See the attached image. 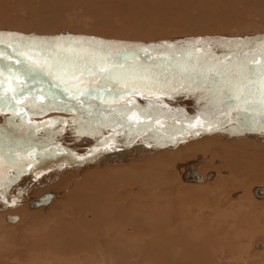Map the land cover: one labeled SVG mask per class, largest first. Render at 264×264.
Wrapping results in <instances>:
<instances>
[{"label":"bare ground","instance_id":"1","mask_svg":"<svg viewBox=\"0 0 264 264\" xmlns=\"http://www.w3.org/2000/svg\"><path fill=\"white\" fill-rule=\"evenodd\" d=\"M0 1V264H264V0Z\"/></svg>","mask_w":264,"mask_h":264},{"label":"rangeland","instance_id":"2","mask_svg":"<svg viewBox=\"0 0 264 264\" xmlns=\"http://www.w3.org/2000/svg\"><path fill=\"white\" fill-rule=\"evenodd\" d=\"M3 6H4V2H1V1H0V18L2 17V20H3V19H4V20L6 19V21L17 20V19H16L17 17H13V15H14L13 11H12L11 9H9V8L7 7V5H6L5 9L3 8ZM95 7H96V6H95ZM1 8H2V9H1ZM99 8H100V7H99ZM115 9H116V8H114L113 11H112V9H109V11H107V10H106V11H105V10H104V11H100V9L95 8V9H94V11H95L94 13H93L92 11L84 10L83 12L85 13V15H84V13L82 14V12H81V15H79L78 17H80V16H86V17H90V16H92L91 18H94V17H95V18L97 19V18H98V17H97V16H98L97 14L100 13V14H99V15H100V18H101V17H106L110 22H111V21H114V20L117 21L118 19H121V18H123V17H122L121 15L119 16V14H117L118 12L115 13V11H119L118 9H116V10H115ZM110 10H111V11H110ZM11 11H12V12H11ZM86 11H88L89 13L87 14ZM99 11H100V12H99ZM72 13H73V14H74V13H77V11H76V12H71V13L68 12V14H67V13L63 14V15H64V18H66L67 15H70V14L72 15ZM92 13H93V14H92ZM106 13H107V15H106ZM108 13H109V14L112 13V14L108 15ZM113 13H114V14H113ZM3 14H4V17H3ZM86 14H87V15H86ZM90 14H91V15H90ZM95 14H96V15H95ZM63 15H62V18H63ZM76 15H77V14H76ZM88 15H89V16H88ZM6 16H7L8 18H7ZM9 16L11 17V19H10ZM93 16H94V17H93ZM117 17H118V18H117ZM120 17H121V18H120ZM64 18H63V20H65ZM95 18L93 19V21L96 20ZM111 18H112V19H111ZM113 18H115V19L113 20ZM8 19H10V20H8ZM12 19H13V20H12ZM124 19H125V20H124ZM124 19H121V20H120L121 25L124 24L125 22H129V21H128V20H129L128 18H127L128 20H126L125 17H124ZM0 20H1V19H0ZM115 21H114V23H115ZM122 21H124V22H122ZM120 22H116V23H120ZM72 23H73V22H72ZM74 23H76V25L78 24V25L80 26V23H79V22L77 23L76 20H74ZM74 23H73V24H74ZM112 23H113V22H112ZM101 24H102V23H101ZM101 24H100V23H96V24H94V25H96L97 27H99V26H101ZM78 25H77V26H78ZM102 25H103V24H102ZM104 26H106V24H104ZM104 26H101L100 29L103 28ZM221 170H223V169H221ZM223 176H225V175H223ZM209 183H210V182H209ZM205 184H206V183H205ZM200 185H203V184H200ZM238 189H239V188H238ZM240 189H242V188L240 187ZM231 193L234 194V192H231ZM231 193L228 195V198H226L227 201H230V200L233 201V200H236L237 197H239V196H237V197L234 198V199H230V196H232ZM241 195H242V190H241ZM230 203H231V202H230ZM249 204H250V203H249ZM249 204H246V206H243V208L246 209L247 206L249 207ZM245 207H246V208H245ZM243 208H239V209L236 208V210H241V209H243ZM254 211H255V212H254ZM254 211H253V213H252V214H254V215H250V216H249V214L246 213L247 216H248V219H247V217H245V216H244L245 218H244V217H243V218H244V219H247V221L249 220L250 223H254L256 226H258V225L263 226L264 215H258V214L261 212L260 210H259L260 212H259L257 209H255ZM249 217H250V219H249ZM256 219H257V220H256ZM239 220H240V221H244V220H241V217L239 218ZM255 220H256V222H255ZM262 221H263V222H262ZM244 223H245V222H243V225L246 224V223H245V224H244ZM254 224H253V225H254ZM243 225H241V229H245V228L243 227ZM253 227H255V226H253ZM258 229H259V228H258ZM258 229H255V230L252 229L251 231L248 232V233H249L248 235L251 237V236H253L252 234H254L253 237L256 239L255 233L257 232L256 230H258ZM245 230H246V229H245ZM254 238H253V239H254ZM253 239H252V240H253ZM263 242H264L263 240H259V243L256 242L255 245L252 246L251 249L254 250V252H256V253H259L260 251H259V250L257 251V250L255 249V246H256L257 244H260V243H263ZM250 251H251V250H250ZM252 252H253V251H252ZM234 260H235V259H234ZM241 260H243V259H241ZM230 262H233V260L230 261ZM242 262H245V260H243ZM246 262H247V261H246ZM228 263H229V262H228ZM234 263H237V262L234 261ZM247 263H248V262H247ZM247 263H246V264H247Z\"/></svg>","mask_w":264,"mask_h":264},{"label":"snow or ice","instance_id":"3","mask_svg":"<svg viewBox=\"0 0 264 264\" xmlns=\"http://www.w3.org/2000/svg\"><path fill=\"white\" fill-rule=\"evenodd\" d=\"M113 67H117V65H112V66L109 67V66H105V65L102 64V65L99 66V71L101 73H107L108 76L110 78H112V79H117V77L115 75H113V73L111 71V68H113ZM119 67H123V66L122 65H119ZM262 74H264V68H262ZM118 82H120V81L118 80ZM134 91H136V90L134 89ZM262 103H264V100H262ZM129 119H136V120H138L139 118L136 117L135 114H133L132 116L129 117Z\"/></svg>","mask_w":264,"mask_h":264},{"label":"water","instance_id":"4","mask_svg":"<svg viewBox=\"0 0 264 264\" xmlns=\"http://www.w3.org/2000/svg\"><path fill=\"white\" fill-rule=\"evenodd\" d=\"M211 178H212V176H209V179H211ZM187 181H188V182H192V181H190V180H187ZM255 192H256V195H257L259 198L264 197V189H256ZM49 197H50V196L44 197V199H42V200L40 201V203L35 204V206L46 205V204L48 203Z\"/></svg>","mask_w":264,"mask_h":264}]
</instances>
